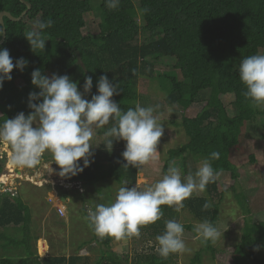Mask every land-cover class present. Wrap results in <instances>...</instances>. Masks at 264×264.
Instances as JSON below:
<instances>
[{
  "label": "trees",
  "instance_id": "obj_1",
  "mask_svg": "<svg viewBox=\"0 0 264 264\" xmlns=\"http://www.w3.org/2000/svg\"><path fill=\"white\" fill-rule=\"evenodd\" d=\"M25 1L31 8L20 20L3 16L0 23V30L5 29L0 48L9 50L14 63L21 57L28 61L23 71L14 68L10 74L12 79L5 80L0 89V123L19 112L27 115L29 93L39 91L31 84L32 71L40 69L45 74L55 60L65 61L62 75L78 82L80 91H83L85 77H92L93 88L86 99L97 93L98 78L107 75L121 89L112 99L127 111L138 102V78H153L156 64L170 59L180 75L176 76L175 72L168 78L167 104H177L183 109L201 105L193 116L182 117L180 124L187 142L171 149L169 154L182 158L184 154H191L204 159L213 151L220 153V158L211 162L219 172L216 181L207 185L204 196H192L184 201L195 218L200 222L208 220L216 227L220 215L218 204L211 198L235 191L239 174L230 152L238 144L242 128L255 116L262 119L264 139V109L253 108L242 95L245 86L238 73L243 58L264 54V0H138V9L133 0H120L119 7L112 10L106 7L105 0H100V17L90 18L97 22L95 33L86 30L91 21L87 15L94 8L92 0ZM25 8L20 0H0V12L7 11L14 17ZM37 19L52 20L53 24L44 30L49 37L44 51L33 52L24 34ZM250 160H253L252 155ZM79 163L83 166V161ZM125 163L122 158L104 168L100 161L93 160L83 172L65 177L69 181H80L84 186L114 179L120 186L131 187L136 183L138 166L124 167ZM225 176L231 180L221 182ZM237 199L241 207L247 200L241 193ZM206 202L211 204L208 209L203 208ZM161 209L167 213L164 205ZM241 209L242 232L237 242L225 248L227 261L229 264H260L264 256L255 248L264 250V210L251 214L248 207ZM157 223L163 224L160 219L141 226L140 232L149 229L152 234L164 232V226L158 227ZM30 224V208L22 198L0 191V230L12 226L20 231L17 237L0 232V239L4 240L1 247L8 251L16 247L22 251L19 259L0 255V264H79L78 255L38 257L31 243L37 236L31 235ZM183 225L185 229H193L191 223ZM97 240L102 247L95 264H123L111 250L109 237H97ZM202 252L212 258L218 254L211 242L201 243L190 264L199 262ZM146 258L142 264L170 261L169 257L153 254ZM218 258L221 257L218 255Z\"/></svg>",
  "mask_w": 264,
  "mask_h": 264
},
{
  "label": "clouds",
  "instance_id": "obj_2",
  "mask_svg": "<svg viewBox=\"0 0 264 264\" xmlns=\"http://www.w3.org/2000/svg\"><path fill=\"white\" fill-rule=\"evenodd\" d=\"M120 0H105L109 10L119 7ZM52 20L33 21L24 34L33 52L45 49L49 40L45 29L50 28ZM4 31L0 30V36ZM28 61L21 57L13 62L7 48H0V89L5 80L10 81L14 68L23 71ZM239 79L245 86L242 95L250 101L253 108L264 109V54H253L243 58L238 68ZM31 84L39 89L30 92L27 115L19 112L13 118L0 123V143H6L11 149V164L18 168H33L40 165L45 153L51 155V162L44 165L48 172L54 171L51 165L56 164L61 177L76 176L90 165V151L94 130L110 125L104 131L105 149L111 152L113 141H124L121 153L126 162L124 167H137L156 159L157 145L164 135L163 124L158 122L156 110L158 106H141L123 111L112 99L120 94L118 84L101 75L96 83L97 93L91 95L93 79L86 76L78 89L68 75L53 73L50 77L40 69L31 73ZM220 153L213 151L202 159L196 171L182 174L175 161L169 163L162 178L155 183L140 189L137 186H122L118 189L114 201L108 204L97 203L94 208L87 209L89 227L100 239L112 237L116 240L140 235V227L155 223L163 216L162 205L174 207L181 212L184 201L194 194L206 191L210 183H214L219 172L212 166ZM83 161V166L79 163ZM211 207L206 202L204 209ZM165 230L156 236V251L162 257L172 253L188 251L183 238V223L171 219L166 220ZM193 239L202 244L215 243L221 236L220 231L208 220L193 226Z\"/></svg>",
  "mask_w": 264,
  "mask_h": 264
},
{
  "label": "rangeland",
  "instance_id": "obj_3",
  "mask_svg": "<svg viewBox=\"0 0 264 264\" xmlns=\"http://www.w3.org/2000/svg\"><path fill=\"white\" fill-rule=\"evenodd\" d=\"M99 1L92 0L93 10L87 15L88 21L86 30L95 33L98 29L96 20L90 18H99ZM138 7V0H133ZM139 11V10H138ZM138 22L140 20L138 19ZM140 37V35H139ZM99 43V41H95ZM65 61L55 60L44 75L51 76L53 73L62 75ZM170 59H164L155 66L153 78L141 76L137 80V90L139 93L138 102L141 106H158L156 116L158 122L163 124L164 135L160 138L157 145L156 159L145 165L138 166L136 177L137 186L145 189L157 180L162 178L170 162L175 161L181 168L182 174L186 176L190 171L195 172L202 158L191 154H184L185 157H170L169 151L179 147L187 142V136L180 122L184 115L193 116L198 110L199 104L188 109H183L177 104L169 105L165 101V96L169 91L170 84L168 78L179 71H175ZM262 119L255 116L248 121L242 128L238 144L231 149L230 159L238 168V184L235 185V191H227L222 197L213 196L211 200L218 204L220 219L216 223L221 236L212 243L218 250L217 256L212 258L208 253L202 252L200 261L195 264H229L225 248L239 240L243 225L242 207H248L251 214H257L264 210V139L262 138ZM110 127L105 125L94 130L93 139L90 141L93 155L90 160H98L107 168L112 161L122 159L121 153L124 151V141H113L111 152L104 146V131ZM253 160H250V156ZM11 157V149L6 143H0V191L8 192L11 196L19 195L30 208L31 212V235L37 236V239L31 240L32 248L38 257L51 255H79L81 257L77 262L79 264H95L100 254L102 245L99 244L96 235L89 227L87 220V209L94 208L97 203L108 204L115 199L116 192L120 186L114 179H107L96 183L94 186H84L82 189L64 188L58 183L61 176L58 174L60 169L56 164H52L53 172L49 173L45 164L51 162V155L45 153L40 165L33 168L13 167L9 171L8 163ZM82 161V160H81ZM8 168V169H7ZM21 173V174H20ZM37 176L35 181L26 179L24 175ZM3 177V179H2ZM221 182L229 181L231 178L225 176ZM65 178V177H64ZM40 181V183L38 182ZM2 183V184H1ZM243 194L247 199L244 206L238 203V194ZM204 196L205 193L193 196ZM62 204L64 214H57L55 205ZM167 208V213H163L162 223L156 226L165 229V221L175 219L181 223H191L193 226L200 220L194 217L189 209L184 207L181 212H176L174 207ZM85 210V211H84ZM85 212V213H84ZM171 213V215H169ZM158 222V221H156ZM0 232L8 236H19V229L9 226L1 228ZM152 234L151 229L141 231L140 235L126 239H111V250L117 255L123 264H142L147 261V255H159L156 251V236L162 234ZM95 235V236H94ZM193 230L185 229L183 238L188 251L181 253H172L166 264H190L194 253L201 247V242L193 239ZM4 243L0 239V255L19 259L22 256L21 248L10 247L11 251L1 247ZM256 252L264 256V250L255 248ZM221 257L220 259L218 258ZM126 259V260H125ZM107 264V263H105ZM231 264V263H230ZM247 264V263H237ZM260 264H264V261Z\"/></svg>",
  "mask_w": 264,
  "mask_h": 264
},
{
  "label": "built area",
  "instance_id": "obj_4",
  "mask_svg": "<svg viewBox=\"0 0 264 264\" xmlns=\"http://www.w3.org/2000/svg\"><path fill=\"white\" fill-rule=\"evenodd\" d=\"M0 181H1V179H0ZM1 182H3V181H1ZM58 183L61 184L64 188H67V189L68 188H75V189H79L80 192H83V191H81L82 182H80V181H69L68 179H63V177H62V179L59 180ZM55 207H56L57 214L62 216L64 214L63 205L62 204H58V205H55Z\"/></svg>",
  "mask_w": 264,
  "mask_h": 264
},
{
  "label": "water",
  "instance_id": "obj_5",
  "mask_svg": "<svg viewBox=\"0 0 264 264\" xmlns=\"http://www.w3.org/2000/svg\"><path fill=\"white\" fill-rule=\"evenodd\" d=\"M20 1L26 5L25 10H23L20 13V15L17 16V17L12 16L7 11H1L0 12V23L1 24L3 23V19H2L3 16H6V17H8L9 19H11L13 21H18V20H20L27 13V11L31 8V4L29 2H27V1H25V0H20ZM3 31H4V34H3V36H1L0 43H2V41L4 40V37H5V29H3ZM63 179H66V177L65 178L63 177Z\"/></svg>",
  "mask_w": 264,
  "mask_h": 264
},
{
  "label": "bare ground",
  "instance_id": "obj_6",
  "mask_svg": "<svg viewBox=\"0 0 264 264\" xmlns=\"http://www.w3.org/2000/svg\"><path fill=\"white\" fill-rule=\"evenodd\" d=\"M13 165L11 164V160L9 161V163H8V168H9V171H12L13 170ZM7 168V169H8ZM21 174V173H20ZM25 176V178L27 179H31V180H33V181H35L36 179H37V176H32V175H28V174H26V175H24ZM2 179H3V177H2ZM62 179V178H61ZM39 183H40V181H38Z\"/></svg>",
  "mask_w": 264,
  "mask_h": 264
},
{
  "label": "crops",
  "instance_id": "obj_7",
  "mask_svg": "<svg viewBox=\"0 0 264 264\" xmlns=\"http://www.w3.org/2000/svg\"><path fill=\"white\" fill-rule=\"evenodd\" d=\"M79 256V255H78Z\"/></svg>",
  "mask_w": 264,
  "mask_h": 264
}]
</instances>
